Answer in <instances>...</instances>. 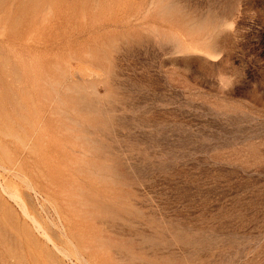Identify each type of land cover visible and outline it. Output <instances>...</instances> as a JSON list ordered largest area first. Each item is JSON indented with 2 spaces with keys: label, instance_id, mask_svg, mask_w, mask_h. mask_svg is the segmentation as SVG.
<instances>
[{
  "label": "rangeland",
  "instance_id": "374dc122",
  "mask_svg": "<svg viewBox=\"0 0 264 264\" xmlns=\"http://www.w3.org/2000/svg\"><path fill=\"white\" fill-rule=\"evenodd\" d=\"M0 264H264V0H0Z\"/></svg>",
  "mask_w": 264,
  "mask_h": 264
}]
</instances>
